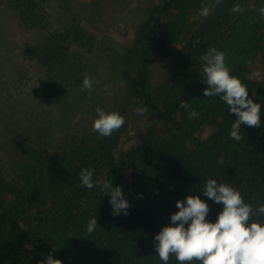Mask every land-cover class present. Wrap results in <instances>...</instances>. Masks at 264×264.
Segmentation results:
<instances>
[{"label":"trees","instance_id":"16d2710c","mask_svg":"<svg viewBox=\"0 0 264 264\" xmlns=\"http://www.w3.org/2000/svg\"><path fill=\"white\" fill-rule=\"evenodd\" d=\"M235 4L244 12H229ZM2 5L27 26L41 30L47 23L43 0H0ZM202 5L211 9L207 17L200 14ZM262 6L264 0H161L151 35L165 23L160 42L179 49L158 82L151 80L149 54H142L128 95L150 113L144 130L119 155L112 152L114 138H105L93 147L74 144L56 154L38 152L17 171L11 168L9 178L0 163V264H40L54 248L62 264H163L154 237L178 211L177 200L199 195L209 205L206 219L213 222L222 210L201 192L207 178L232 184L254 206L255 200L264 202V78L249 79L255 64L258 71L264 68ZM75 35L77 42L90 45L84 33ZM209 47L225 53L230 72L261 105L260 127L241 124L239 142L230 138L235 114L219 97L203 96L207 85L200 57ZM37 50L42 62L59 65L69 54L67 37L48 33ZM180 100L199 116L189 119ZM206 128L209 133L202 137ZM81 168L94 169V181L121 186L128 214H112L110 195L101 187L94 191L100 183L82 186ZM93 217L98 225L88 233ZM168 264L178 262L171 257Z\"/></svg>","mask_w":264,"mask_h":264},{"label":"rangeland","instance_id":"374dc122","mask_svg":"<svg viewBox=\"0 0 264 264\" xmlns=\"http://www.w3.org/2000/svg\"><path fill=\"white\" fill-rule=\"evenodd\" d=\"M160 1L43 0L47 23L41 30L25 25L10 7H0V163L8 178L11 168L17 171L38 152L56 154L74 144L93 147L114 138L112 152L119 155L136 143L150 114H137L128 95L142 54H149L151 80L158 82L179 49L160 42L165 23L151 35ZM191 20L194 27L196 13ZM75 32L90 38V45L77 42ZM48 33L67 37L69 54L59 65L42 62L37 50ZM85 75L99 81L91 95L80 90ZM97 106L125 117L111 137L92 128ZM208 133L206 128L202 137Z\"/></svg>","mask_w":264,"mask_h":264},{"label":"clouds","instance_id":"9594fccd","mask_svg":"<svg viewBox=\"0 0 264 264\" xmlns=\"http://www.w3.org/2000/svg\"><path fill=\"white\" fill-rule=\"evenodd\" d=\"M220 3L221 0H216ZM208 5L201 6V15L210 14ZM261 19H264V6L259 8ZM231 13H243L244 8L235 4ZM202 67L200 75L207 87L203 90L204 97H219L226 103L236 119L231 125L230 138L239 142L241 124L259 128L261 125V105L249 98L248 88L241 79L230 72L226 64L225 53L209 47L201 55ZM251 63V62H249ZM264 78L258 70L249 74V79L259 82ZM94 81L85 75L81 84V91L91 95ZM105 85L104 90L107 91ZM180 107L193 119L199 113L192 109L184 100H180ZM137 114H144L146 107L135 110ZM96 116L92 128L100 136L111 137L125 124V117L116 110H105L97 106ZM224 163L223 158L219 161ZM80 181L82 186L92 189L100 183L101 189L109 194V204L113 215L123 212L128 214L130 204L125 198L121 186L112 187L111 181L93 180L94 169L81 168ZM208 199L222 205L215 221L206 219L210 211L209 205L199 195L189 194L184 200L176 201L178 211L170 216V223L164 225L154 237V248L163 264H168L171 257H175L178 264H264V202L255 200L245 202L240 190L232 184L207 178L201 191ZM98 225L96 217L87 223V232L92 233ZM49 253L40 264H62L60 259Z\"/></svg>","mask_w":264,"mask_h":264}]
</instances>
